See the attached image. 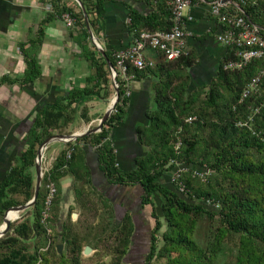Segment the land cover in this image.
Listing matches in <instances>:
<instances>
[{"label":"trees","instance_id":"16d2710c","mask_svg":"<svg viewBox=\"0 0 264 264\" xmlns=\"http://www.w3.org/2000/svg\"><path fill=\"white\" fill-rule=\"evenodd\" d=\"M81 1L97 34L98 16L107 0ZM241 9L238 13L264 35V1L241 4ZM64 11L74 18L71 37L80 46L79 56L89 62L94 73L85 86L70 89L36 113L25 148L0 183L3 210L23 205L33 197L40 144L55 133L70 134L66 128L78 116L89 122L87 109L82 107L78 114V107L113 93L107 61L92 42L78 3L72 9L55 0L47 20L61 17ZM171 17V6L161 21L155 15L142 16L131 10L129 27L132 32L166 30L172 24ZM39 34H43L42 27ZM104 51L116 67L114 50ZM232 56L229 47L211 82L193 89L189 88V69L198 58L191 50L175 60L157 54V63L142 70L129 65L128 72L136 79L150 74L156 78V106L148 112L149 123L137 129L139 143L147 153L132 170L124 171L117 165L110 132L124 121L129 100L118 75L120 96L114 111L100 131L60 143L62 147L49 173L43 175L34 204L0 238V264H84L85 245L96 249L97 260L110 255L107 264H132L126 256L135 230L133 215L127 211L118 219L114 205L92 187L85 159L87 145L97 152L109 182L139 184L143 190L141 206L152 207L155 222L144 264H264V59H254L242 69H226L225 63ZM40 73L36 58L27 56L22 81L30 83ZM258 76V85L243 98L244 89ZM190 116L195 117L192 122L187 121ZM178 140L182 145L177 152ZM178 164L188 169L171 187L166 186L162 176L173 173ZM196 168H206L209 174L202 179L193 174ZM65 176L73 179L74 204L62 218L61 181ZM49 178L55 182L57 193L44 222ZM179 182L185 186L183 192ZM156 204H160L161 214ZM74 212L78 213L76 219ZM59 243L64 244L62 254L57 249Z\"/></svg>","mask_w":264,"mask_h":264},{"label":"crops","instance_id":"0c3cea01","mask_svg":"<svg viewBox=\"0 0 264 264\" xmlns=\"http://www.w3.org/2000/svg\"><path fill=\"white\" fill-rule=\"evenodd\" d=\"M170 2L171 0H107L103 12L98 16L100 29L97 34H93L103 49L110 48L115 52L128 47L134 36L129 27L130 11L135 10L142 16L155 15L161 21L167 17ZM47 4L48 0H0V183L9 173L20 151L25 148V137L36 113L57 97L63 98L70 89L85 86L87 78L94 73L89 62L79 56L80 46L71 37V28L60 17L54 16L47 20L53 12L47 8ZM61 4L75 9L77 2L61 0ZM186 13L192 16L186 23V30L189 32L186 39L187 50L195 52L198 58V63L189 69V88L193 89L195 80L208 79L206 82L210 83L216 76L228 48L216 39L224 25L211 15L210 0H195ZM40 27L43 34L39 37ZM77 33L75 31L73 34ZM146 54L155 65L157 53L148 50ZM27 56L36 58L41 72L30 83L22 81L27 68ZM155 81L156 78L151 74L131 81L132 95L126 106L125 119L110 132L117 164L124 171L134 169L137 160L147 153V148L139 143L137 129L149 123L148 112L156 106L153 87ZM113 94L114 90L108 98H93L79 106L78 114L85 107L90 121L86 122L78 116L66 130L71 133L85 132L97 126ZM60 143L63 142H57L58 145L51 148L50 152L45 151L42 166H48L55 159L62 147ZM85 153L86 164L91 171L92 187L115 208V204H138L137 210H141V186L112 184L100 167L95 149L87 145ZM172 179V174L165 173L161 180L171 187ZM61 185L60 204L64 214V205L74 204L72 177L65 176ZM6 210L2 209L0 198V225L4 222ZM123 211V214L127 211L132 213L136 226L137 214L128 207ZM24 212L25 210L18 212L19 218ZM20 213L23 214L20 216Z\"/></svg>","mask_w":264,"mask_h":264},{"label":"built area","instance_id":"2783aa9c","mask_svg":"<svg viewBox=\"0 0 264 264\" xmlns=\"http://www.w3.org/2000/svg\"><path fill=\"white\" fill-rule=\"evenodd\" d=\"M54 1L48 0L47 8L49 10H53ZM261 1L264 0H210L211 15L216 17L224 25L223 30L216 35V39L227 48L230 47L233 50L232 58L225 63L224 67L226 69H242L254 59H264V35L259 32V27L249 18L244 14L238 13V11H242L241 4L249 2L258 3ZM191 4L192 0H171L172 24L168 29L134 31L132 44L114 52L116 67L113 66L114 68L110 69L111 78L112 76H121L124 81L126 97L132 95L131 81L135 78L134 74L128 72L129 65H133L139 70L154 65V61L147 57L146 52L148 50L157 54H163L169 60H175L187 51L186 39L189 32L186 30V23L192 19V16L188 15L186 11ZM60 18H62L68 27L74 26V18L70 12H62ZM259 79L260 76L256 77L247 85L242 94L243 98L247 97L258 85ZM117 85L119 87L118 82ZM194 119L195 117L190 116L187 118V121L192 122ZM181 145L182 141L178 140L175 145L177 152ZM69 154L70 152L68 156ZM50 165L51 163L49 166L43 165V175L49 173L51 169ZM187 169V166L178 164L172 173V180L174 181L179 178L181 172ZM193 174L205 179L209 171L206 168L202 170H197L196 168ZM46 188L48 193L43 211L44 222L48 219L50 206L57 193V186L50 178L46 183ZM184 188V184L179 182V191L183 192Z\"/></svg>","mask_w":264,"mask_h":264},{"label":"water","instance_id":"95a60500","mask_svg":"<svg viewBox=\"0 0 264 264\" xmlns=\"http://www.w3.org/2000/svg\"><path fill=\"white\" fill-rule=\"evenodd\" d=\"M76 2L78 3V5L81 7V10L84 14V18H85V22H86V27L88 32L90 33V37L92 39V42L94 43V45L97 47V49L101 52V54L105 57L109 70L113 69V64L112 62L106 57L105 51L104 49L100 46V44L98 43V41L96 40L90 22H89V16L87 14L85 5L83 4V2L81 0H76ZM112 86H113V90H114V94L113 97L110 100V104L107 108V110L105 111V113L103 114V116L99 119V123L97 124V126H95L94 128L87 130L85 132H75V133H71V134H61V133H57L54 134L50 137H48L46 140H44L40 146L37 149V156L35 159V171H36V180H35V189H34V195L33 197L25 204L23 205H17V206H12L10 208H8L5 213H4V222L0 225V238L3 237L10 229L11 223L15 220V219H11L9 217V213L11 211H16L17 213L20 211H24L28 208H30L36 198L38 197L39 194V190L40 187L42 185V180H43V166H42V160L44 157V153L46 151V149L55 142H63L66 143L68 141H73L75 139H77L80 136L83 135H89L92 133H96L98 131H100L104 125V123L107 121V119L110 117L111 113L114 111L115 106L119 100V96H120V92H119V87L117 85V80H116V76H112ZM73 218H77L78 213L74 212L73 214ZM19 218V216H18ZM17 219V218H16ZM63 248H64V244L63 243H59L57 244V249L58 252L60 254H62L63 252ZM94 249L90 246V245H85L84 249H83V254L88 255L90 254Z\"/></svg>","mask_w":264,"mask_h":264},{"label":"rangeland","instance_id":"374dc122","mask_svg":"<svg viewBox=\"0 0 264 264\" xmlns=\"http://www.w3.org/2000/svg\"><path fill=\"white\" fill-rule=\"evenodd\" d=\"M198 76H200V74ZM207 80L208 79H206V80H195V82L192 84V87L196 88V86L198 87V86L205 85V84L207 85V84H209L208 82H206ZM99 102L102 103V101H100V100H99ZM103 104H102V106H104ZM98 123H99V121L97 122V124ZM56 143H52L50 145L51 148H53L56 145ZM46 150L47 151L49 150L48 152L51 151V149H46ZM52 162L53 161H51V165H52ZM34 171H35V169H34ZM171 173L172 172H170V174ZM35 176H36V171H35ZM156 201H157V203L159 202L158 199ZM70 205L71 204H65L64 205L65 212H64V214H62V218L67 213ZM156 206L158 208V212L161 214L160 204H156ZM151 210H152V207L150 205H147L145 207H142L141 210H138V211L136 210V212H135L137 214L136 215L137 216L136 219H137L138 228L140 229V232L135 237V244H134V247H133V249L131 251V254L126 256V261L127 262H130L132 264H144L143 263L144 262L143 259H144V257L146 256V254L148 252L151 231H152V228H153L154 222H155L154 218L151 217ZM123 213H124L123 208H122V210L120 208L119 211H118V214H117L118 219H120L123 216ZM22 214L23 213H20V216ZM18 219L19 218L17 217V219L15 221H17ZM15 221H13V222H15ZM63 250H64V248H63ZM95 253H96V249H94L88 255H85V254L82 253L83 263L84 264H107L111 260V256L110 255H105L101 259L97 260V258L95 256Z\"/></svg>","mask_w":264,"mask_h":264},{"label":"flooded vegetation","instance_id":"af4514ba","mask_svg":"<svg viewBox=\"0 0 264 264\" xmlns=\"http://www.w3.org/2000/svg\"><path fill=\"white\" fill-rule=\"evenodd\" d=\"M116 205V208H115V210H116V214H118V211H119V209L121 208V210H122V208L124 209V208H129L132 212H136V210L138 209V204H128L127 206H124V205H121V204H115ZM138 211V210H137ZM135 222V221H134ZM137 225L135 226V230H134V233H133V236H132V243H131V246H130V249H129V251H128V255H130L131 254V251H132V249H133V247H134V244H135V237H136V235L140 232V229L138 228V223H136ZM133 245V246H132Z\"/></svg>","mask_w":264,"mask_h":264},{"label":"bare ground","instance_id":"6f19581e","mask_svg":"<svg viewBox=\"0 0 264 264\" xmlns=\"http://www.w3.org/2000/svg\"><path fill=\"white\" fill-rule=\"evenodd\" d=\"M9 217H10L11 219H15V218L18 217V213H17L16 211H11V212L9 213Z\"/></svg>","mask_w":264,"mask_h":264}]
</instances>
